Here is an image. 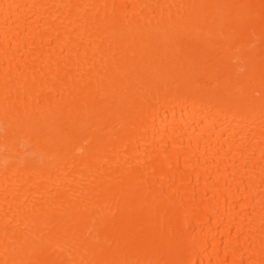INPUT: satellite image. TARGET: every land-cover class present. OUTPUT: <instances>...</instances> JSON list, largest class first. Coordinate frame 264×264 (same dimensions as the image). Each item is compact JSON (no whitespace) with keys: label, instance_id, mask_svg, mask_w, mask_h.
Wrapping results in <instances>:
<instances>
[{"label":"bare ground","instance_id":"bare-ground-1","mask_svg":"<svg viewBox=\"0 0 264 264\" xmlns=\"http://www.w3.org/2000/svg\"><path fill=\"white\" fill-rule=\"evenodd\" d=\"M0 264H264V0H0Z\"/></svg>","mask_w":264,"mask_h":264}]
</instances>
